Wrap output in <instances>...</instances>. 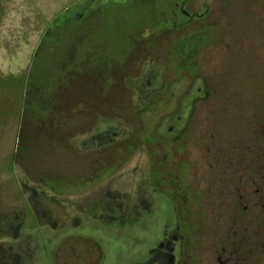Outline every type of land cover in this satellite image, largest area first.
<instances>
[{"label": "rangeland", "instance_id": "1", "mask_svg": "<svg viewBox=\"0 0 264 264\" xmlns=\"http://www.w3.org/2000/svg\"><path fill=\"white\" fill-rule=\"evenodd\" d=\"M123 1L125 0H0V212L11 206L18 209L23 208V210L26 208L25 198L20 196L21 185L18 182L21 181L23 184V181H26L23 186L29 198V205L39 217L40 224L50 225L52 221L54 223L55 220H61V227L56 225L51 229L50 226H45L50 230H46L44 234L41 233V238L47 243L49 250L47 255L42 254V264L67 262L64 257L56 259L64 254V250L58 252V244L69 240L70 244L75 246L80 242L75 237L81 234L88 235L90 240L98 246H95L97 250L92 254L89 264H144L151 259L159 247L164 251V246L172 233L175 220L173 202L166 197L157 195L150 217H147L146 220L145 217H142L136 222L126 220L131 226L125 224L121 228L114 227L118 221L113 215L110 217L108 215V218L105 215L99 216L96 218V222L99 223L97 225L95 223L84 225L72 223L70 225L73 219L69 216L70 207L75 205L81 211H86L91 195H96L99 203H104V197L108 198L111 210L116 212L122 207L139 208V192L133 191V187L138 181L135 179L136 169L135 167L130 168L125 179L124 177L120 178L103 188H97L100 185L97 183L94 186L87 185L73 190L69 187L71 182H60L58 179L52 180L46 176L47 174L54 177V172L58 168L62 180L67 177V173H70L69 167L74 166L76 157L66 147L65 135H62V140L50 144L49 134L47 131H43L47 123L37 133L36 139L35 136L30 135L32 131H29V125L26 127L29 118L35 115L32 114L33 111L44 110L43 115L38 116L44 119L51 118L52 127L51 123L48 124L50 128L54 129L52 115L56 109H51L46 102L40 105L32 103L27 97L37 93L38 84L36 82L46 85L51 79L49 75L43 76L41 79V73H37L38 71H32L34 72L32 73L28 68L34 55L44 54L43 49L39 52L40 40L48 43L54 42L52 36H49L53 33L47 30L48 27L54 23L56 18L61 20L59 17L70 16V19L73 20L85 16L93 8L102 5V15H100L99 21L96 20L93 24L88 25L89 29L86 27L85 33L92 35L95 48L105 50L106 54L110 49L123 50L128 46L126 37H122V41L110 46L109 39L115 41L117 37L108 35L103 21L104 16H110L120 11L106 3ZM161 2L178 9L183 3L185 8L201 16V20L186 23L184 15L170 13L169 16L174 19L173 24L171 23L168 27L160 30L150 26L152 25L150 23H156L157 19L162 17V14L159 15ZM119 15V17L126 18L120 22L121 29L130 24H138L137 26L141 27L142 24H148H145L140 30L136 26L135 28L140 31L142 38H151L153 33L155 34V39L152 42L154 57L158 60V64L163 65L136 61L127 66L124 73L136 77L142 73L145 65L140 79L129 83L131 89L121 88L125 98L133 96L138 101L144 100L148 93L154 90L151 89L153 86H159L165 81L166 71L168 82L179 83L176 85V91L182 98L180 99L182 102L176 104L170 112L173 114H181L183 111L191 112L189 141L183 152L176 155L175 161L188 160L191 168L196 164L200 167L205 166L204 174L202 173L204 169H190L187 191L188 194H200L201 201L190 202V206L193 205L192 208L195 211L202 209L205 211L204 222L207 228L197 238L201 246L197 248V256L203 255L208 260L211 257V249H208L207 246L215 240V232L212 231L215 221L217 220L218 229H221L222 236L220 238L222 240L225 238V230L231 223V211L241 210L246 204H250L251 209H257L254 205L258 198L257 191L255 194L258 183H253V186L251 183L249 185V190L255 194L254 204L240 197L243 190H240L239 187L245 186L244 180L247 175L244 172L254 170L256 172L257 169L244 167L245 164L241 163L245 162L247 136L253 135V141H250L253 153L256 154L264 150V129L257 125L259 122L256 123L255 120L259 121L258 118H254L253 123H250L253 125L251 127L253 133L249 130L250 126L246 124V119L251 118L252 113L249 108H252V114L257 110L261 112L259 108L256 110L255 100L263 99L261 91L257 92V90L264 87V0H137L136 4H128ZM200 29L204 30L202 35L204 39L200 48L190 53L191 55L184 54V52L181 54L178 49L179 41L196 34ZM215 29H217V33L210 32ZM64 35L59 36L61 40L58 49L60 51L66 48L65 51L69 52L71 51L69 48H71L72 36ZM82 46H85L83 42ZM34 81L35 83H33ZM184 86L188 87V93L182 94ZM262 94L264 95V91ZM166 96L168 95L162 91L158 97H163L165 100L162 99L154 107L144 111L142 115L147 131L144 130L146 133L143 131L145 134L141 139L149 144H153L154 137L148 135L151 125L147 122H152L154 114L158 112L156 123L159 125L158 134L160 136L166 137L167 129L172 125L173 116L163 115L166 112V103H169ZM139 105L144 106L140 102ZM60 110L61 118L65 120L67 109L64 107ZM126 112H129L127 106L124 123L128 125L131 122L130 124L136 131L137 128L141 130L144 126L143 121L138 122L140 124L135 126L132 114L129 115L130 112ZM112 124L111 122L110 127ZM122 125L119 127L123 128ZM68 126H70L69 123L62 127V134L67 133ZM102 127L103 125L100 124L97 129L101 130ZM128 129L130 128L128 127ZM112 130L118 131V127L114 126ZM258 134L262 136H256ZM33 138L34 143L31 141ZM104 139L106 140L107 137ZM150 158L148 148L143 147L136 150L135 155L129 161L132 162L131 165L133 163L138 165L139 162H147ZM216 159L228 162L225 163L226 166L230 162L240 166L235 175L236 185L233 180H229L231 168L221 170L222 174L219 175L221 183L214 178V170L210 163ZM241 167L243 168L241 169ZM45 168L51 169L46 170ZM105 171L108 172V169ZM41 177L47 178L48 182L55 184L44 185V180ZM56 178L58 177L56 176ZM93 181L94 177L88 182ZM224 183L231 185L232 194H230V189L224 190ZM52 185L55 186L54 189L51 188ZM145 188V193L141 191L143 199L149 198L151 194L153 196V188L148 186ZM58 189L60 192L68 189L64 195L70 197H63L64 200H62L56 196L57 200L54 196L48 201H43L44 198L41 196L57 195L53 192H58ZM73 193H78V198L71 197L70 194ZM84 194L86 195L84 196ZM218 198L219 202H217ZM61 208H63L62 211H60ZM216 210L221 213L217 217ZM63 214H67L68 217H64ZM22 215L27 223L31 222L30 216L25 214V211ZM4 219L6 217L2 218L0 226L4 223ZM85 219L83 218L82 222ZM107 220L110 221L107 225L108 228L100 225V223H106ZM140 222L144 224L135 225ZM11 224L8 221L7 225L3 227L4 229L0 231L2 233L0 235V255L11 249L14 252L17 251V254L23 253L21 241L28 233L20 231L18 232L19 236L12 240L6 235H10L14 231V226L10 228ZM29 234L31 235L30 247L33 252L37 253L40 249L38 241H41L36 237L38 232L32 230ZM173 241L175 239L172 238L170 241L171 250L177 251L178 244ZM203 246L204 248H202Z\"/></svg>", "mask_w": 264, "mask_h": 264}, {"label": "flooded vegetation", "instance_id": "2", "mask_svg": "<svg viewBox=\"0 0 264 264\" xmlns=\"http://www.w3.org/2000/svg\"><path fill=\"white\" fill-rule=\"evenodd\" d=\"M136 2L137 0H125L123 2L106 3L120 10L119 13L116 12L113 15L104 16L103 18L108 35L117 37L115 41L109 39V45L114 46L119 41H122V37H126L128 46L123 50L118 51L110 49L108 54H106L105 50L95 48L96 45L92 42L94 40L92 35L85 33L87 28L89 29L88 25L93 24L96 20L99 21L100 15H102V5L93 8V10L88 12L85 16L74 18L73 20L70 19V16L59 17L61 20L56 18L54 23L47 29L53 33L49 36H52L54 42L48 43L40 40L39 52L44 50V54L42 53V55H40L37 53L34 55L28 68H30V72L38 71L37 73H41V79L43 76L48 75L51 79H49V83H46V85H41L40 82H36V84H38L37 93L27 97L32 103L40 105L46 102V104L50 105L51 109H56L55 113L52 115L54 129L50 128L48 124L51 123L52 127V122H50L51 118L44 119L38 116H42L44 110H40L39 112H36L37 110L33 111L32 114L35 115L29 118L30 120H28L26 127L29 125V131H32L30 135L35 136L34 138L36 139L37 133L41 131L47 123L43 131L45 130L47 134H49V143L55 144L62 140V135H65L64 142L67 144L66 147L76 157L74 159V166L69 167L70 173H67L66 178L61 180V173H59L57 167L51 168H57L54 174L58 178H56L55 175L52 177L46 174V176H49V179L52 180L58 179L60 182H71L69 187L73 188V190H78L87 185L94 186V184L97 183L100 184L97 188H103L107 186V184L119 180L120 178L124 177L125 179L127 171L135 167V179L138 181L135 187H133V191L139 192V204L137 203L139 208L128 209L127 207H122L116 212L111 210L108 198L103 196L105 198V201L103 198L104 203H99L97 202L96 195H91L86 211H81L78 207L72 205L69 209V216L73 218L70 225L72 223L75 225L95 223L97 225L99 223L96 222V218H99V216L105 215L108 218V215L109 217L113 215V217L117 218L116 221H118V224L114 227L121 228L122 225L128 224L126 220H129L128 222H136L142 219V217H145L144 219L146 220L153 212L155 196L166 197L173 202L175 220L172 226V233L169 240H167V244L164 246V251L159 247L158 250H155L151 259L144 264H264V150H262L261 155V152L256 153V158L258 159L255 160L252 142H250L253 141V135L247 136L248 142L246 144L245 162L241 163L245 164L244 167L257 169L256 172L255 170L244 172V174L247 175L244 180L245 186L241 185L239 189L243 190L240 197L252 204H254L253 197L257 191L258 198L254 205L257 209H251L250 204H246L241 210L231 211V223L225 230V238L222 240L220 238L222 236L221 229H218L216 220L215 225L212 226V231L215 232V240L207 246L208 249H211L210 259L206 260L203 255L197 256V248L201 247L197 238L200 237V234L205 232L207 228L204 222L205 211L204 209L200 211L193 210V205L190 206V202L195 203L196 201H201L200 194H188L187 188L189 185L188 179L190 169H204L202 172L204 174L205 166L200 167V165L195 163L196 165L191 168L188 160L184 161L179 159L175 161L176 155L183 152L187 146L190 136L191 121V112L186 113V111H183L181 114H173L170 112V110L174 109L176 104L182 102H180L182 98L176 91V85L179 83L168 82L165 71V81L159 86H153L151 89L154 90L149 92L144 100L138 101L133 96L127 99L122 90L124 88L131 89L129 83L138 81L143 74L145 65L143 66L142 73L136 77L125 74V68L132 65V63L142 61L144 63L152 62L163 66L162 64H158V60L154 57L152 49V42L155 39V34L153 33L151 38H142L140 31H137L135 28L136 26L140 30L146 23L142 24V27L137 26L138 24H130L123 26V29H121L120 22L122 19L126 18L122 16L119 17V14L122 13V10H124L128 4H136ZM170 13L184 15L186 23L201 20V16L185 8L183 3L178 9L169 7L167 3L164 5L161 2V11L159 15L162 14V17L157 19L158 22L150 23L152 24L150 26L160 30L168 27L171 23L173 24L174 19L169 16L171 15ZM64 34L72 36V42H70L71 48H69L71 51L69 52L65 51L66 48L60 51L58 49V44L61 40L59 36H63ZM82 42L85 46H82ZM142 46H144V48H142ZM186 54L191 55L190 53ZM43 71L46 72L43 73ZM33 83H35V81ZM162 91L168 95L166 98H168L169 101V103H166V112L163 115L173 116L171 119L172 125L167 129L168 135L166 137L160 136L158 134L159 125L156 123L158 119V112L156 110L157 113L153 115L152 122H147L151 125V131L150 133L148 132V135L154 137L153 145L141 139L146 133L145 131H147L145 130L146 123L143 121L142 115L144 111L154 107L155 104L163 99V97H158ZM183 93H188V87H182V94ZM139 102L143 103L144 106H140ZM249 105H251V103ZM126 106L130 112L126 113H129V115L132 114L131 116L133 117L135 126L140 124L138 122L143 121L144 126L141 130L137 128L136 131L132 124H130L131 122H129L128 125L124 123ZM64 107L67 109L65 120L61 118L60 115V109ZM55 114H57V116H55ZM259 121L262 122V129H264V117ZM111 122L114 125L112 124L110 127ZM68 123L70 126L66 129L67 133L62 134V127L66 126ZM250 123H253V114H251V118H248L246 123L250 126V132L253 133L251 128L253 125ZM100 124L101 126L103 125V127L101 130H98L97 126ZM120 125H122L123 128H120ZM114 126L118 127V131L112 130ZM127 126L130 129H128ZM115 134L117 135L110 139ZM105 137H107L106 140L104 139ZM34 138L31 140L32 143H34ZM143 147L148 148L151 158L147 162H139L138 165L133 163L131 165L132 162L129 160L135 155L136 150L138 151ZM217 159H219L218 156ZM217 159L210 163L214 170V178L221 183L219 178V175L222 174L221 170L223 168H231L229 180H233V183L236 185L237 178L235 175L240 166H237L235 163L233 164V162H230V164L226 166L225 163L228 162H221ZM51 168L45 169L48 170ZM242 168L243 167H241V169ZM106 169H108V172L105 171ZM92 177H94V181L91 183L88 182ZM241 179L243 180V177H241ZM42 180H44V185L47 186L55 184L48 182L47 178H42ZM18 182L21 185L20 196L23 199L25 198L24 203L26 204V208L23 210V208L18 209L11 206L10 208L2 210L0 212V221L2 222V218L4 217H6V219H4V223L1 224L0 231L3 230V227L10 221L12 223L10 228L14 226V231L10 235L6 234L9 238L13 240L16 236H19L18 232L20 231L23 233L27 232L28 235L21 241L23 247L21 249L23 252L21 255L23 256L11 249L9 252L6 251L0 255V264H42V254L45 253L47 255L49 250L47 243L41 238V233L43 232L44 234L46 230H50L46 228L47 226H50L49 228L52 229V226L56 225L61 227L62 223L61 220H55L54 223L52 221L50 225H41L39 217L34 212V209L31 208V205H29V198L23 186V184H26V181H23V184L21 181ZM250 183L251 186H253V183H258L255 194L252 190H249ZM44 185L42 184L43 187ZM147 186L153 188L154 193L153 196L151 194L149 198L143 199L141 191L145 193V187ZM224 186V190L230 189V194H232L231 185L224 183ZM51 188L54 189L55 186L52 185ZM217 189L219 188L217 187ZM67 190L65 189L60 192L58 189V192H53V194L57 195L41 197L44 198L43 201H48L54 196L57 200L58 198L56 196L64 200L63 197H70L64 195ZM70 195L71 197L78 198V193ZM85 195L86 194H84V196ZM105 196L107 195L105 194ZM217 200V202H219V198ZM62 210L63 208L60 209V211ZM217 210L216 217L221 214L220 211ZM24 211L25 214L30 216L31 222L27 223L24 219L22 215ZM63 216L68 217L67 214H63ZM83 218H86V222H84L85 220L82 222ZM109 223L110 221L107 220L106 223H100V225L108 228L107 225ZM144 223L140 222L135 225H142ZM128 226L131 225L128 224ZM202 226L204 227L203 229ZM32 230L38 232L36 237L41 240L38 241L40 249L37 253H35L36 251L33 252L30 247L29 240L31 235L29 232ZM1 234L2 233H0V235ZM75 238L80 241L75 244V246L71 245L69 240L58 244V252L60 253L64 250V254L56 259L64 257L67 262L62 264L91 263L90 259H92V254L97 250L95 246H98L95 242L91 241L86 234H81ZM172 238L175 239L173 242L178 244L176 247V250H178H174L175 252L171 250L172 246L170 241ZM202 248H204V246ZM36 254L38 255L37 257L35 256Z\"/></svg>", "mask_w": 264, "mask_h": 264}, {"label": "trees", "instance_id": "3", "mask_svg": "<svg viewBox=\"0 0 264 264\" xmlns=\"http://www.w3.org/2000/svg\"><path fill=\"white\" fill-rule=\"evenodd\" d=\"M210 32L213 33V34H215V33H217V29H215L213 31H210ZM203 33H204V30L203 29H200L196 34H194V35H192L190 37H187V38H183L182 40H180L179 41V47H178V49H180L181 54L183 52H184V54H186V53H192L195 50H197L198 48H200V45L203 43L202 41L204 39L203 36H202ZM258 91H261V95H262L261 97L263 99H258V100L256 99L255 101H256V106L257 107L256 106L255 107H256V110H257V108H259V110H261V112L257 110V112L253 114V119L254 118H258L259 120H261L262 116L264 115V95L262 94V91H264V87L258 88L257 92ZM248 103H249V101H248ZM250 110L253 113L251 107L249 108V111ZM247 120H248V118L246 119V121ZM255 121H256V123L259 122L257 125H260V127L262 129V122L261 121H257V120H255ZM256 136L261 137L262 135L261 134H258ZM261 154H262V151H261L260 155ZM254 157H255V160L258 159V158H256V154H255ZM244 159H245V157H244Z\"/></svg>", "mask_w": 264, "mask_h": 264}]
</instances>
